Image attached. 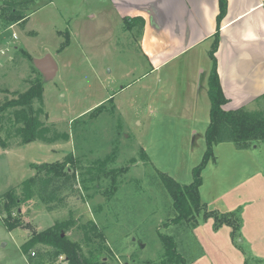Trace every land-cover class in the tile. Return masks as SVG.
I'll return each mask as SVG.
<instances>
[{
	"label": "rangeland",
	"instance_id": "1",
	"mask_svg": "<svg viewBox=\"0 0 264 264\" xmlns=\"http://www.w3.org/2000/svg\"><path fill=\"white\" fill-rule=\"evenodd\" d=\"M20 1L0 0V107L40 78L34 59L52 55L58 74L50 82L43 78V100L33 109H43L41 120L57 141L22 145L14 110L0 113V198L38 175L41 165L70 155L85 185L60 211H47L37 198L23 205L25 227L10 231L0 215V264H30L23 247L31 233L52 228L70 212L77 226L67 236L82 243L86 256L103 245V264L160 263L164 234L175 237L186 264H264L243 240L241 211L227 213L240 199L253 204L250 232L261 241L263 255L264 143L248 149L233 142L215 145V160L202 172L200 195L209 210L227 214L206 206L196 217L174 225L173 200L160 178L159 173L167 174L190 185L204 159L211 109L210 63L204 66L208 43L168 58L158 68L159 60L140 44L139 22L125 29L126 17L115 5L120 0L10 4ZM244 110L264 117V99ZM107 156L112 160L102 169L96 162ZM210 212L229 218L235 230L220 227L232 229L234 245L226 230L215 231L220 227L213 218L214 228L207 223ZM89 220L98 224L106 241L84 242L80 226ZM49 250L38 246L32 252ZM56 264L64 263L60 258Z\"/></svg>",
	"mask_w": 264,
	"mask_h": 264
},
{
	"label": "trees",
	"instance_id": "2",
	"mask_svg": "<svg viewBox=\"0 0 264 264\" xmlns=\"http://www.w3.org/2000/svg\"><path fill=\"white\" fill-rule=\"evenodd\" d=\"M6 1V0H5ZM34 0H22L11 2L16 6L32 4ZM38 2V0H37ZM30 3V4H29ZM37 4V3H36ZM14 8V9H15ZM229 8L228 0H219V14L217 16V30L214 36V44L209 53L212 60V71L208 79V95L210 99V123L206 131V153L202 163L193 171V182L190 185H181L167 174H160L165 190L173 200V207L176 212L172 220L174 225L183 224L196 215L207 209L203 204L200 195V188L203 184L202 172L209 162L214 161V147L218 143L233 142L239 149H248L258 143H264V117L239 109L226 111L224 106L228 103L224 95L216 53L220 45V30L223 19L226 17ZM26 9V8H25ZM16 11V10H14ZM24 20L23 17L15 22ZM14 22V23H15ZM125 29L131 30L135 22H139L141 34L144 31L145 21L143 18H125ZM43 76L37 78L34 84L24 93L19 94L5 104L1 105L0 113L14 110V121L18 125L16 131L21 137L22 145L33 142L45 144L55 143V136H49L50 130L45 127L41 120L44 115L42 108L34 111L33 104L43 100ZM103 105L96 108L99 110ZM68 139V135L65 136ZM3 148L7 146L3 144ZM145 155V154H144ZM146 157V156H145ZM112 160L107 156L104 161H97L100 168H105L108 161ZM75 159L73 155L67 156L62 162L44 164L40 173L25 180L20 187L12 189L0 198V215L5 227L12 231L26 226V219L23 215L22 206L29 204L37 198L49 212L60 211L67 205L68 198L75 193H82L84 182L79 180ZM94 167V166H92ZM115 182V181H114ZM81 196V195H80ZM205 217L213 218L216 226L229 225L235 230L229 218L223 217L216 212H210ZM77 226V221L70 212L69 218L44 231L31 233L29 241L24 245L23 251L30 264H56L63 258L67 264H103L99 255L104 246L89 251V256L83 253L82 243L70 239L67 233ZM84 233V242L94 243V239L104 240L106 234L93 220L80 226ZM165 242V255L160 263L150 264H186L184 255L179 251V244L172 235H163ZM106 241V239H105ZM105 243V242H104ZM38 246L48 247L50 250L44 253L32 252ZM107 247V244H105ZM34 253V255H33Z\"/></svg>",
	"mask_w": 264,
	"mask_h": 264
},
{
	"label": "crops",
	"instance_id": "3",
	"mask_svg": "<svg viewBox=\"0 0 264 264\" xmlns=\"http://www.w3.org/2000/svg\"><path fill=\"white\" fill-rule=\"evenodd\" d=\"M120 2L121 4L115 5L122 16L144 19L145 27L140 44L143 51L152 54L154 60H159L158 68L168 58L180 57L208 43L204 50L208 60H205L204 66L210 63V76L213 64L209 53L217 30L219 0ZM228 2L229 8L221 24L216 57L222 89L228 100L224 109L235 111L258 104L259 100L264 99V0ZM243 202L240 199L227 213L241 211L243 223L240 233L244 236L243 240L250 246L253 254L264 258L259 246L261 241L258 243V238L250 232L253 230L251 218L256 215L255 207L252 208V203ZM207 203L205 205L208 207ZM209 211L227 214L219 208ZM208 222H212L214 228L213 219L210 218ZM224 230L234 245L229 226H222L215 231Z\"/></svg>",
	"mask_w": 264,
	"mask_h": 264
},
{
	"label": "water",
	"instance_id": "4",
	"mask_svg": "<svg viewBox=\"0 0 264 264\" xmlns=\"http://www.w3.org/2000/svg\"><path fill=\"white\" fill-rule=\"evenodd\" d=\"M35 68L42 74L45 81L50 82L54 80L58 74L59 68L57 62L52 55L48 54L43 58L34 59ZM44 165L40 167L43 168Z\"/></svg>",
	"mask_w": 264,
	"mask_h": 264
},
{
	"label": "built area",
	"instance_id": "5",
	"mask_svg": "<svg viewBox=\"0 0 264 264\" xmlns=\"http://www.w3.org/2000/svg\"><path fill=\"white\" fill-rule=\"evenodd\" d=\"M33 255H34V253H33ZM61 259H62V261H63V263H64V264H67V262H66V261H64V260H63V258H61Z\"/></svg>",
	"mask_w": 264,
	"mask_h": 264
}]
</instances>
